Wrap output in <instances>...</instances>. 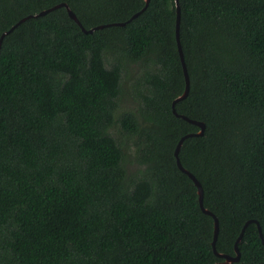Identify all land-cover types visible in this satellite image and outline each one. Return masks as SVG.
I'll use <instances>...</instances> for the list:
<instances>
[{
    "label": "trees",
    "instance_id": "obj_1",
    "mask_svg": "<svg viewBox=\"0 0 264 264\" xmlns=\"http://www.w3.org/2000/svg\"><path fill=\"white\" fill-rule=\"evenodd\" d=\"M145 5L0 0V264H224L180 116L217 252L251 222L264 264V0H179V116L176 0Z\"/></svg>",
    "mask_w": 264,
    "mask_h": 264
},
{
    "label": "water",
    "instance_id": "obj_2",
    "mask_svg": "<svg viewBox=\"0 0 264 264\" xmlns=\"http://www.w3.org/2000/svg\"><path fill=\"white\" fill-rule=\"evenodd\" d=\"M150 3V0H146V5L145 7L140 11L138 12L137 14H135L129 21H132L133 19L137 18L139 15H141L148 7ZM176 4H177V27H176V34H177V40H178V48H179V53H180V56H181V60H182V64H183V68H184V75H185V79H186V90L184 92V94L179 97L178 99H176L173 103V112L174 114H176L177 116L178 113L176 112V109H175V105L178 101L180 100H183L184 98H186L188 96V93H189V89H190V80H189V76H188V72H187V68H186V65H185V61H184V56H183V51H182V46H181V43H180V7H179V0H176ZM61 6H64L67 8L68 10V13L70 15V17L76 21L80 26V22L78 21V19L76 18V16L74 15V13L70 10V8L66 5V4H62L60 6H56L50 10H47V11H44L42 12L40 15H45L55 9H57L58 7H61ZM24 20H22L21 22H19L17 25H15L11 30H9L8 32L4 33L0 39V48H1V44L3 42V39L4 37L11 33L19 24H21ZM117 26H125L126 23H119V24H116ZM104 26H100L98 28H96L97 30L98 29H102ZM83 30L87 33H93L95 31L94 30H90V31H87L86 29L83 28ZM181 118H183L184 120L190 122L191 124H194L196 126H198L200 128V131L196 134H189V135H186L184 136L183 138H181L180 142L178 143L177 147H176V150H175V157H176V161H177V164H178V167L179 169L187 174L191 179L192 181L195 183L197 189H198V195H199V202H200V206L202 208V210L207 214V215H210L214 218L215 220V230H214V240H213V250H214V253L216 254V256H218L219 258H223L225 259V262L224 264H234L235 262H239L240 261V251H239V248H238V244L239 242H241L242 240V237L244 235V232H245V229L247 228L248 224L251 223V222H248L245 227L243 228L242 230V233L240 235V237L238 238V241L236 243V257H232V256H228V255H224V254H220L217 252V249H216V243H217V238H218V234H219V223H218V219L215 217V215L208 211L207 209L204 208L203 206V188L200 184V182L196 179V177L190 173L188 170H186L183 166H182V163L180 161V158H179V153H180V150L182 148V145L184 143V141L186 139H188L189 137H200V136H203L204 135V131H205V125L203 123H200V122H197V121H193V120H190L188 119L187 117L185 116H180ZM258 224V223H257ZM258 228H259V232H260V236L261 238L263 239L262 237V233H261V229L258 225ZM263 243H264V240H263Z\"/></svg>",
    "mask_w": 264,
    "mask_h": 264
},
{
    "label": "rangeland",
    "instance_id": "obj_3",
    "mask_svg": "<svg viewBox=\"0 0 264 264\" xmlns=\"http://www.w3.org/2000/svg\"><path fill=\"white\" fill-rule=\"evenodd\" d=\"M127 106H128V107H127ZM130 106H132V104H130V103H125V106H123V107H124V110H125L126 108H130ZM136 169H137V167H136L135 163L131 162L130 170H131V171H135Z\"/></svg>",
    "mask_w": 264,
    "mask_h": 264
}]
</instances>
